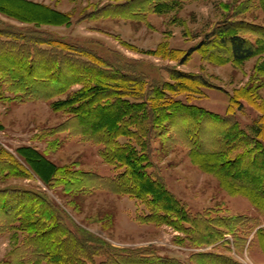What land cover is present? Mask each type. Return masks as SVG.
<instances>
[{
	"label": "rangeland",
	"instance_id": "obj_1",
	"mask_svg": "<svg viewBox=\"0 0 264 264\" xmlns=\"http://www.w3.org/2000/svg\"><path fill=\"white\" fill-rule=\"evenodd\" d=\"M33 1L71 12V23H25L0 12V27L39 35L45 40L68 42L102 57L127 78L142 82L144 95L137 99L151 103V98H157L165 107L159 125L150 134L153 167L149 171L165 182L191 214L208 218L239 214L244 220L229 228L220 221L222 237L208 239V244L194 243L185 232L169 225L139 221L137 216L147 210L130 195L109 191L105 186L73 192L57 181H44L19 153L20 148L34 147L59 167L72 165L103 177H113L116 173L99 155L101 144L84 140L71 130L59 129L69 115L54 111L51 103L68 93L46 99L48 89L34 81L36 93L29 97L20 90L7 91L2 85L0 264H15L23 256L31 258L30 250L34 248L23 246L24 233L9 228L6 223L1 203L4 189L29 190L47 198L57 205L67 227L95 240L92 246L101 241L112 252L145 251L187 264H195L191 260L194 254L216 253L241 264H264V251L255 234L258 228H264V215L247 196L230 194L217 175L200 164L209 169L217 167L214 163L204 161L200 153L192 155L196 142L202 145L201 151L221 148L222 132L228 124L210 116L234 119L243 128L258 117L257 110L246 102L244 109L233 116L227 115V111L235 89L248 83L256 86L264 100V74L259 73V70L264 72V51L234 62L229 48L221 46L213 34L230 26L249 41H261L264 48L261 0ZM2 2L12 10L28 11L17 4ZM0 39V64H3L7 62L2 57L1 51L7 50L3 42L11 38L3 35ZM38 46L52 49L47 44ZM79 87L75 85L71 89ZM21 96L25 97L24 101L20 100ZM200 108L208 113L197 111ZM119 140L127 141L126 137ZM14 159L21 167H17ZM8 202L14 204L13 200ZM105 260L104 255H94L85 264H101ZM204 261L226 264L214 258Z\"/></svg>",
	"mask_w": 264,
	"mask_h": 264
},
{
	"label": "trees",
	"instance_id": "obj_2",
	"mask_svg": "<svg viewBox=\"0 0 264 264\" xmlns=\"http://www.w3.org/2000/svg\"><path fill=\"white\" fill-rule=\"evenodd\" d=\"M2 1L1 13L25 23H71V12L42 2L4 0L32 11L23 12L10 9ZM261 4L264 6V0ZM233 31V27L225 26L213 35L221 46L229 48L234 62L264 51L260 40L254 43ZM3 35L11 39L3 42L7 44V50L1 52L7 62L0 64V88L5 85L7 91L20 90L32 97L36 93L33 82L39 81L44 89H48L46 99L68 93L65 98H57L51 103L54 111L69 115L58 126L59 129L71 130L84 140L101 144L99 155L113 166L116 173L113 177H103L72 165L59 167L34 147L20 148L19 153L44 181H57L73 192L105 186L109 191L130 195L147 210L137 216L139 221L169 225L185 232L194 243L208 244V239L222 237L220 221L229 228L244 218L239 214L220 218L191 214L165 182L149 171L153 167L150 134L159 125L165 107L157 98H151V103L137 99V96L144 95L142 82L127 78L119 69L111 68L102 57L68 42L45 40L39 35L30 36L28 32L0 27V37ZM38 44H47L52 49L41 48ZM259 73L264 74L260 70ZM75 85L80 87L71 89ZM132 97L136 99L131 101ZM20 100L24 101L25 97L21 96ZM244 102L257 110L258 117L243 128L234 119L217 114L210 116L228 124L222 132L221 148L201 151L202 145L196 142L192 155L200 153L205 157L204 161L214 163L217 167L208 169L200 162L203 168L217 175L220 184L230 194L247 196L264 215V100L252 83L235 89L227 115L242 111ZM197 111L208 113L201 108ZM120 137H126L127 141L121 142ZM14 163L20 166L15 159ZM2 196L3 214L9 228L24 233L23 246L34 247L30 250L31 258L23 256L15 264H85L94 255L105 256L106 260L101 264H187L177 258L153 256L154 253L145 251L112 252L101 241L99 245L93 244L96 247L92 246L95 240L86 239V236L78 235L67 227L57 205L47 198L19 189H4ZM8 200H13L14 204ZM255 234L264 251V228H258ZM208 258L225 261L226 264H241L216 253H197L191 260L195 264H205L204 260Z\"/></svg>",
	"mask_w": 264,
	"mask_h": 264
}]
</instances>
